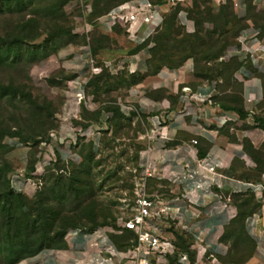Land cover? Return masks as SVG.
<instances>
[{
	"label": "crops",
	"instance_id": "1",
	"mask_svg": "<svg viewBox=\"0 0 264 264\" xmlns=\"http://www.w3.org/2000/svg\"><path fill=\"white\" fill-rule=\"evenodd\" d=\"M232 1L241 13L247 1L264 11V0ZM141 2H149L156 8V20L172 8L167 0H111L110 4L100 5L103 10L100 17L120 5ZM184 2L187 0L178 4ZM124 29L123 36L116 31L104 33L100 30L103 35L116 39L113 51L123 56L117 64L97 63L88 46L65 47L57 52L63 68L74 76L73 94L82 92L86 113L94 115L93 121L80 118L88 125L80 130L85 132L93 127L98 130L90 140L97 150L104 127L110 123L111 112L105 109V104L98 105L86 94V85L92 76L91 59L99 69L121 68L128 75L140 76L142 79L137 84L126 88L123 100L114 104L123 120H131L133 126L137 121L141 124L128 141L134 149L138 148L135 161L138 169L143 174L147 170L148 181L154 184L151 196L161 207L168 208V218L162 225L166 237L172 238L168 232L170 224L184 232L199 252L196 264H264V172H260L257 165L264 156L263 87L259 79V75L264 74V59L260 58L257 66L250 65L251 71L243 66L234 75L242 86L245 117L240 120L234 112L220 108L215 99L218 95L216 84L197 79L191 60L176 70L162 69L156 75H148L146 51L133 53L143 44L148 27L137 26L135 38H129ZM224 115L236 116L237 121L221 125L219 119ZM74 130L67 127L64 136L59 134L62 131L58 132L59 135L40 149L43 154L34 163L33 177L42 175L44 161L50 164L57 160L64 163L73 160ZM19 152L23 159L17 188L24 192L28 181L23 177L28 149ZM200 162L203 168L198 167ZM247 196H252L258 207L243 224L246 248L235 245L228 230L241 203L236 197L243 200ZM120 236L121 232L114 234L102 228L91 232L72 230L66 237L65 249H44L18 264H96V261L110 258L105 246L116 244ZM152 261L157 262L155 257ZM103 264L131 263L112 257L110 262Z\"/></svg>",
	"mask_w": 264,
	"mask_h": 264
},
{
	"label": "rangeland",
	"instance_id": "2",
	"mask_svg": "<svg viewBox=\"0 0 264 264\" xmlns=\"http://www.w3.org/2000/svg\"><path fill=\"white\" fill-rule=\"evenodd\" d=\"M60 1L64 6L59 26H62V31L68 34V37H76L73 44H79V46L72 44L69 47L88 45L97 63L111 61L113 65L117 64L123 56L113 51V48L117 46L116 39L103 35L97 25V20L103 11L100 5L110 4L111 0H96L92 3L86 0ZM196 2L200 6V11H210L215 26H220L230 20L226 26L230 37L237 32L251 30L264 35V22L262 21L264 11L247 2L244 13H241L242 11L232 0H221L218 3L213 0H187V2L172 7L163 16V22L157 32L164 27L165 17L168 18L173 10L179 9L176 19L177 26L185 33H193L194 23L188 18V12L194 9ZM8 6L11 9L16 8V1H11ZM6 8H2L3 13L0 15V135L6 134L0 141V173L3 175L8 170L6 173L8 181L12 176L18 175L23 159L19 150L26 148L28 149V163L26 174L23 173V177L28 181L27 190L22 192V195L32 199L42 190H47L52 183L47 179H42L49 172H54L56 162L46 166L39 178L33 177L32 173L30 174L27 170L34 168L35 161L42 158L43 153L40 149L45 148L53 140L52 136L61 131L59 134L64 136V130L71 127L75 129L73 135L75 144L72 145L74 157L68 163L60 161V167H63V170L58 173L68 176L79 169L86 171L91 168L90 177L94 187L98 190L95 192L94 200L101 210H107L110 214L111 219L107 220L106 224L112 228L116 226L118 229L114 222L119 217L130 215L133 192L137 185L144 184L148 195H152L155 189L154 184L148 181L136 165L138 148L134 149L132 143L128 141L140 129L141 124L137 121L133 126L131 120H123L114 104L123 100L131 79L127 77L125 70L117 68L113 71H101L91 80L96 83V88H87V95L98 105L105 104V107L111 111V116L110 123L104 127L93 163H84L83 159L92 145L90 140L98 133V130L94 127L85 132L80 130L84 125L80 118L88 122L94 116L86 113L83 103L79 105L75 101L72 89L73 80H70L72 74L68 73L58 60L56 48L59 39L54 36H58L59 29H55L51 22L38 23L37 20L35 21L30 9L24 13L6 14ZM25 25L27 27L22 31L23 34L30 37L36 36V40L17 41L16 33L20 32L19 28ZM258 27L261 30H257ZM124 28L121 24H115L112 31L123 36ZM204 28L208 29L211 26L205 24ZM155 36L156 34L151 38ZM68 37L66 35V39ZM16 41L17 43L13 44ZM119 42L125 47L122 40ZM237 45L238 38L234 40V45L226 49L217 63L229 62L233 58L231 52L238 47ZM217 63H210L208 66ZM217 83L223 84L221 79H218ZM95 89L98 91L95 92ZM236 91L238 92L237 89H227L219 99L239 98ZM2 183L3 181L0 180V184ZM78 225H84L88 230L93 229L86 223L81 222ZM1 227L0 217V230ZM174 230L178 233L182 246L188 247L187 249L194 255V258L198 257L197 248L192 246L186 234L179 229ZM113 231L114 234L118 233L114 229ZM228 233L235 245H243L247 248V242L239 223L234 222ZM67 235L64 237L65 244ZM119 239L121 244L126 241L125 237Z\"/></svg>",
	"mask_w": 264,
	"mask_h": 264
},
{
	"label": "trees",
	"instance_id": "3",
	"mask_svg": "<svg viewBox=\"0 0 264 264\" xmlns=\"http://www.w3.org/2000/svg\"><path fill=\"white\" fill-rule=\"evenodd\" d=\"M11 1H16V8L11 9L8 6ZM63 6L64 4L60 0H0V15L3 13V7H7L5 10L6 14L24 13L30 9L32 18L35 21L37 20L38 23H53L54 28L59 29L58 36H54V38L59 39L58 47L56 48V52H58V50L72 45L76 39L75 36L68 37V34L62 31V26H59L63 17L61 14ZM178 12L179 9H175L168 18L165 17L162 30L160 32L156 31L155 37L149 38L139 48L135 49L133 53L137 54L140 51H146L148 55L146 60L147 74L150 76L158 74L162 69L176 70L186 61L191 60L194 76L197 79L216 84L218 95L215 99L220 108L224 111L234 112L240 120L244 119L245 113L241 97L242 86L236 81L234 75L243 66H246L251 71L250 63L241 62L235 57L227 63H217L226 49L234 45V40L240 36L242 31L230 37L226 29L227 22L230 20L220 26H215L210 11H200V6L196 2L194 9L188 12V18L194 23V31L193 33H185L176 24ZM262 21L264 22V18ZM205 24L210 25L211 28H204ZM26 27L27 25L19 28L20 32L16 33L17 41H33L37 39L36 36L30 37L27 34H23L22 31ZM257 30H261L260 27ZM259 37L263 39L264 35L259 34ZM17 41L13 42V44L17 43ZM150 44L153 45L151 46ZM73 45L79 46V44ZM91 53L94 56L92 51ZM210 63L217 64L208 66ZM106 70L101 68L100 72ZM96 75H92L89 78L86 90L90 87L96 88V83L91 81ZM126 75L131 79L127 86L137 84L142 79L140 76L128 75L127 73ZM73 79L74 76L72 75L70 80ZM218 79H221L223 84H218ZM259 79L263 87L262 107H264V74L259 75ZM227 89H237L238 92H236L239 98L223 97L224 99H219ZM97 91L98 89H95V92ZM105 109L109 111L106 107ZM116 109L119 113L118 108ZM91 120L93 121L94 118ZM87 127L88 125H83L82 129ZM5 136L6 134H1L0 141ZM96 154L93 145H90L83 162L92 164ZM60 163L59 160L56 161L54 172H49L42 179H47L48 182H51V186L47 190L39 192L32 199H28L22 193H16L12 190L10 182L6 178L8 170L3 175L0 173V180L3 181L0 184V217L2 220L0 264H18L20 261L34 256L44 249L63 250L66 248L64 237L69 230L82 229L91 232L100 228H112L106 224V221L111 219L110 214L107 210H101L94 200L95 192L98 190L94 187L90 177L91 168L86 171L79 169L68 176L66 174L63 176L62 173H58V171L63 170V167H60ZM257 165L259 171L264 172V156L262 160H258ZM27 171L31 174L34 172V168L31 167ZM236 198L241 203L238 205V214L232 220L231 226L234 225V222H237L243 232L245 219L258 205L252 196H247L243 200L239 197ZM98 221L102 222L98 224ZM81 222L92 226L93 229L88 230L84 225L79 226L78 224ZM114 224H116V220ZM112 229L117 232L120 231L121 236L119 238L125 237L124 240H126L125 243L121 244L120 239H118L116 244H114L118 251H125L133 246L135 240L133 233L121 231L119 228L116 229V226ZM174 229L175 227L170 224L168 232L173 237V245L177 252L172 257L167 258L168 262L173 264L178 253H186L190 261L194 263V255L189 252L188 247L182 246L178 233ZM185 236L187 237V235ZM151 264L155 263L152 262Z\"/></svg>",
	"mask_w": 264,
	"mask_h": 264
},
{
	"label": "built area",
	"instance_id": "4",
	"mask_svg": "<svg viewBox=\"0 0 264 264\" xmlns=\"http://www.w3.org/2000/svg\"><path fill=\"white\" fill-rule=\"evenodd\" d=\"M167 1L171 7H175L179 2H183L184 0ZM157 14L156 8L149 2H141L135 5L123 4L106 15L101 16L97 20V25L102 32L110 33L115 24H121L126 28L129 38L136 37L137 26L146 25L148 31L141 42L144 43L155 34L163 22V17L156 20ZM231 56L241 62L257 66L259 59H264V41L259 37L257 31H243L238 37V47L231 52ZM99 72L100 69L95 66L94 61L91 59L90 74L95 75ZM74 99L79 105L85 102L82 92L75 93ZM219 121L221 125H226L237 121V117L224 115L220 117ZM156 126H159V122L156 123ZM192 143L196 144V142ZM73 144H75L74 138L72 139ZM43 165L46 167L49 163L44 161ZM198 167L203 168L202 162L198 164ZM209 171H212V169H209ZM144 176L147 178V170H145ZM19 177L20 175L12 176L9 180L12 190L16 193L23 192L17 188ZM166 218H168V208L161 207L160 203L153 196L148 195L144 184L137 185L133 192L130 215L128 217H119L116 221L119 230L134 234L135 240L133 246L125 251H118L110 243L105 246V252L110 255V258L100 262L96 261V264L110 262L112 257L129 261L131 264H151L153 262L152 257H155L156 264H171L167 258L175 255L177 251L173 245V237L171 239L167 238L165 235L166 230L162 227ZM102 229L110 233L114 232L109 227ZM104 241L106 242L107 240ZM159 261L161 262L158 263ZM173 264H196V262L192 263L186 253H178Z\"/></svg>",
	"mask_w": 264,
	"mask_h": 264
}]
</instances>
